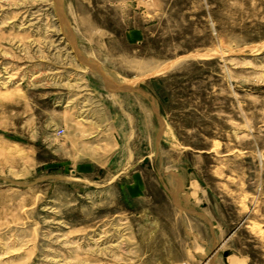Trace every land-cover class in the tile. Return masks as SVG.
Returning a JSON list of instances; mask_svg holds the SVG:
<instances>
[{"label": "rangeland", "instance_id": "374dc122", "mask_svg": "<svg viewBox=\"0 0 264 264\" xmlns=\"http://www.w3.org/2000/svg\"><path fill=\"white\" fill-rule=\"evenodd\" d=\"M227 258L264 264V0H0V264Z\"/></svg>", "mask_w": 264, "mask_h": 264}, {"label": "bare ground", "instance_id": "6f19581e", "mask_svg": "<svg viewBox=\"0 0 264 264\" xmlns=\"http://www.w3.org/2000/svg\"><path fill=\"white\" fill-rule=\"evenodd\" d=\"M257 52V50H253V53H256ZM208 53V52H207ZM209 55H211V56H213L212 54H204V55H202V54H197V53H195V54H189V56H187V57H193V58H205V57H208ZM215 56V55H214ZM186 57V56H185ZM185 57H180V58H178L177 60H173V61H169V62H166V63H164L163 65H161L159 68H157L155 71H152L151 73H149V74H147L146 76H145V78H147V77H152V76H157V75H161V74H164L166 71H168L173 65H175V64H177V63H179V62H181V61H183V60H185L186 58ZM88 65V64H87ZM99 73V72H98ZM108 78V77H107ZM111 81H114L113 79H110ZM116 80V79H115ZM118 82V81H117ZM135 82V81H134ZM134 83L133 82H131V83H119V85H133ZM143 109V108H142ZM144 110V112H145V116H146V122H147V124H149V120H151V119H149V117H150V111L149 110H147V109H143ZM143 112V113H144ZM149 126H151V125H149ZM165 135H168V132H167V128L165 127ZM187 202V201H186ZM187 211V210H186ZM227 263L228 264H230L231 262H229L228 261V258H227ZM234 264V263H233Z\"/></svg>", "mask_w": 264, "mask_h": 264}, {"label": "water", "instance_id": "95a60500", "mask_svg": "<svg viewBox=\"0 0 264 264\" xmlns=\"http://www.w3.org/2000/svg\"><path fill=\"white\" fill-rule=\"evenodd\" d=\"M92 67L98 69V67L92 65ZM108 83V87L111 91L113 92H116V91H123V92H130V93H136L138 95H142L143 97L145 96L141 91L140 89H137V88H133V87H130V86H122V85H119L117 84L116 82L114 81H111L109 78H107V81ZM159 119H161V117L159 116ZM164 131V124L162 122V120H160V132L162 133ZM224 256H226V254H224Z\"/></svg>", "mask_w": 264, "mask_h": 264}, {"label": "crops", "instance_id": "0c3cea01", "mask_svg": "<svg viewBox=\"0 0 264 264\" xmlns=\"http://www.w3.org/2000/svg\"><path fill=\"white\" fill-rule=\"evenodd\" d=\"M152 113V112H151Z\"/></svg>", "mask_w": 264, "mask_h": 264}]
</instances>
